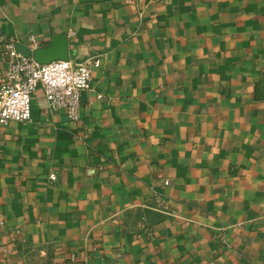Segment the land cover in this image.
Returning <instances> with one entry per match:
<instances>
[{
	"label": "crops",
	"instance_id": "crops-1",
	"mask_svg": "<svg viewBox=\"0 0 264 264\" xmlns=\"http://www.w3.org/2000/svg\"><path fill=\"white\" fill-rule=\"evenodd\" d=\"M57 33L101 64L78 120L39 85L0 124V264H264V0H0Z\"/></svg>",
	"mask_w": 264,
	"mask_h": 264
},
{
	"label": "built area",
	"instance_id": "built-area-1",
	"mask_svg": "<svg viewBox=\"0 0 264 264\" xmlns=\"http://www.w3.org/2000/svg\"><path fill=\"white\" fill-rule=\"evenodd\" d=\"M33 49L36 37L30 36ZM4 72L0 75V124L31 119L32 95L39 85L44 88L48 107L65 108L69 119L81 115L82 92L92 86V67L101 64V56L85 59L55 58L48 62L37 60L32 53L17 50L13 38L0 36ZM52 179L56 174L50 175ZM167 182V180H166Z\"/></svg>",
	"mask_w": 264,
	"mask_h": 264
},
{
	"label": "water",
	"instance_id": "water-1",
	"mask_svg": "<svg viewBox=\"0 0 264 264\" xmlns=\"http://www.w3.org/2000/svg\"><path fill=\"white\" fill-rule=\"evenodd\" d=\"M31 52L27 53L30 54ZM35 58L41 62H48L55 58L67 59L69 53V36L67 33H57L52 37L51 44L33 51Z\"/></svg>",
	"mask_w": 264,
	"mask_h": 264
}]
</instances>
